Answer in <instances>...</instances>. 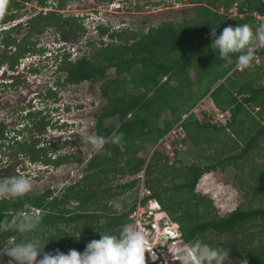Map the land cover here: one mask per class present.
Returning <instances> with one entry per match:
<instances>
[{
    "label": "trees",
    "instance_id": "16d2710c",
    "mask_svg": "<svg viewBox=\"0 0 264 264\" xmlns=\"http://www.w3.org/2000/svg\"><path fill=\"white\" fill-rule=\"evenodd\" d=\"M25 1L33 0H8L4 14L0 15V24L17 18L20 14L18 9ZM34 1L39 6L47 4V0ZM57 1V8H63L66 4V0ZM206 1L207 5L201 7L193 17L163 21L156 26H149L145 32L130 28L109 32L108 27L100 25V36L107 35L116 41L113 45L107 44L92 55H83L74 61H68L64 56L59 64L60 70L66 73L63 85L78 84L84 80L100 83L105 102L96 116L95 134L103 135L111 141L115 135L123 133L124 150L116 144L107 143L102 152L94 153L87 160L84 173L73 183L63 186L58 195L48 187L36 194L27 193L13 200L0 198V220L10 221L23 211L38 208L43 217L34 235L49 239L44 251L59 249L67 253L70 249H76L82 252L92 239H100L101 233L119 234L123 225L131 223L129 214L132 208L117 214L116 209L109 203L118 195L134 188L139 178L117 184L114 182L127 176H135L144 169L143 183L150 192L148 197L160 203L186 243L199 238L211 244L209 233L241 234V237L232 242H219L213 246L228 248L232 261L248 257V264H264V185L249 186L258 198V205L238 206L223 216L217 214L211 198L195 191L204 173L217 170L222 162L228 163L232 160L237 161L236 167L242 165L246 159L250 165L252 160L257 159L255 148H264V125L259 120V117L264 116V84L257 82L262 78L260 71L262 68L264 70V62L260 66L252 67V72H248L251 71L250 67L228 74L237 54H233V63L228 64L230 60L222 59L211 48L213 30L219 35L229 25L249 23L255 27L264 23V0ZM235 1L237 12L241 16L229 17L228 11ZM255 14L263 19L257 18ZM65 22L75 31L83 29L76 21L70 23L68 18L55 11L47 14L40 11L37 17L31 19L30 25L39 33L47 26ZM8 33L7 29L3 31L4 46L10 42L16 43L15 38ZM26 40L16 44L14 51L1 57L0 66L8 61L10 68H14L26 52L38 51L35 43L30 39ZM88 41V45L92 46L94 41ZM256 52L264 57V48ZM225 63L227 66L223 72L215 71L218 65ZM109 67L114 68L115 76L107 75L106 69ZM217 82V86L211 90ZM181 92H186L189 98L192 94L195 95L187 109L170 106L174 104L172 97L175 93ZM52 93L55 94L48 91L49 95ZM207 93L216 107L230 113V121L226 126L200 121L193 112H189ZM165 109H170L172 115L160 126L159 119ZM184 114L188 115L182 119ZM115 116L118 117V125L104 123L105 119ZM45 117L41 115V111H29L26 114L30 123L45 124ZM179 121L187 138H191L192 143L200 147L201 151H206V144L215 137L222 141L220 133L226 128L232 129L229 134L232 144L226 148L222 143L220 149H213V154H204L207 161L203 168L194 162L183 164L181 159L178 160L179 153L176 149L171 157L154 149L146 162L139 155L144 144H156ZM4 129L5 127H0V150L15 148L18 154L24 155L31 162L54 167L68 161H83L74 152L54 155L52 151L59 146L54 143L42 144L40 137L33 133L28 134L23 141L14 140L9 143L5 140ZM242 129H247L243 135L238 132ZM244 136L248 138L244 139ZM238 137L245 146L239 152H228L230 148L239 145ZM260 170L258 174L264 179V169ZM254 175L255 173L252 178H255ZM167 185L173 186L178 193L169 194ZM146 198L140 202L144 203ZM123 206L128 207V204L124 202ZM251 227L259 229L251 231ZM22 238V234L15 231H2L0 247ZM39 258L40 256L37 259ZM9 259L11 258L4 255L0 264H8ZM230 260H226L225 264H232Z\"/></svg>",
    "mask_w": 264,
    "mask_h": 264
},
{
    "label": "rangeland",
    "instance_id": "374dc122",
    "mask_svg": "<svg viewBox=\"0 0 264 264\" xmlns=\"http://www.w3.org/2000/svg\"><path fill=\"white\" fill-rule=\"evenodd\" d=\"M94 1L99 2L100 4L91 5L93 7H89L90 9L87 8L86 10L89 12L90 16H93V18L98 21H107L110 30L109 32L119 31L122 28H130L135 31L143 30L145 32L149 26H156L163 21H179L183 17L191 18L196 14V12L201 10V7L207 5L206 0ZM24 3L25 2H22L23 6L18 9L20 14L17 16V18L21 17L23 22L29 20L27 18L39 9L38 4L34 0L25 4ZM65 6L63 12L71 14V10L74 9L73 0L67 1V6ZM231 8V10L229 9L228 11L229 17L236 16L237 9L234 7ZM219 11H221V9H219ZM86 22L88 21L86 20ZM87 24L89 27H86L85 32L79 36L77 39L78 43L76 44L73 42L74 44H69L66 48L72 50L73 53L77 51L76 54L71 55V60L76 59L78 56H90L101 47H106V45L110 43L113 45L116 42L110 39L107 35H103V37H101L95 22H89ZM53 30L54 28L48 29L47 32L40 35L42 38L45 35L47 36L44 37L43 40L39 41L41 42V45L45 46L51 44L55 33ZM1 34H3L2 30H0V35ZM15 38L19 39L21 36H15ZM35 38H38V35H35L34 33H32L29 37L30 41L35 40ZM89 39L94 41L92 42V46L88 45ZM33 57L34 56H32V58ZM50 59L49 55L44 58H38L37 61L40 63L39 66H41V68L38 69L39 71L28 72L26 68L23 69L22 66H20L18 72H12L14 73L13 75H21L19 79L25 84V86H23L25 90L23 93L18 91L23 98L18 96L14 89H8L2 94L0 93V125L6 127L8 126L6 128L7 133L9 135L13 134V132L17 130L16 126H20L19 124H24L23 122H25L23 110L30 107V105L41 108L39 99L44 96V93L48 88L52 89L55 91V96L53 93L52 95H48L50 101L46 105V111H44V113L47 112L48 114L45 119L47 124H45V126L41 125L38 127L39 131L37 130L38 128L36 123L31 124L28 126L29 133H39L40 142L42 144L56 142L59 145V148L52 151L54 155L74 152L75 154L81 156L83 161L81 163L68 161L62 163L58 167H54L52 165H45L41 162H31L24 155L18 154L15 148L10 147L5 150H0V179L16 175H27L31 178L33 184V188L28 194H36L50 187L54 190V194L58 195L60 194L63 186L73 183L84 173L87 160L94 154L92 146L87 143L86 137L88 135L95 134L96 116L99 114L101 106L105 102V98L101 94L99 82L85 80L78 84L63 85V76H61L57 78V82L53 84L57 74H53V68L48 65L51 61ZM229 63L232 64L233 59H231L228 64ZM226 66V63L220 64L216 67L215 71L223 72V69L226 68ZM4 68H6V65L0 68V81H7L10 79L8 76L1 78V75H3L1 71L4 70ZM235 72L236 71L233 73ZM248 72H252V67L251 71ZM106 73L110 77L115 76V70L113 67L107 68ZM209 74L210 76H213L211 72H209ZM260 74L262 78L257 82L263 85V68L260 71ZM198 92L199 91H194V93ZM188 96L189 95L186 92L175 93L172 97L174 104L170 106L173 108L179 106L182 109H187L188 104L195 95L192 94L190 98ZM210 99L211 98L209 96H206L201 103H196L194 108L189 112H193L200 121H210L215 123L217 126H226L230 121V113L228 111H222V113L221 110L216 109ZM171 112L172 111L170 109H165L161 113L159 119L160 126H163V122L171 117ZM187 115L188 114H184L182 118ZM259 120L264 125V116L259 117ZM104 123H113L118 125L119 120L117 116L109 117L105 119ZM174 126H177V123ZM246 130L247 129H242L238 132L243 135ZM231 132V128H226V130L224 129V131L220 133L222 141H219L218 137L211 139L206 144V151H201L200 147H196L192 143L191 138H187L185 133V137L183 138L184 140L181 141V145H179V142L176 140L171 143H167L166 140L160 142L157 141L156 144L146 142L144 147H142L139 151V155L148 161L154 149L161 150L170 157L172 156L171 153H174V150L176 149L179 153L178 160L181 159L183 164H190L194 162L196 165L203 168L207 161L204 154H213V151L215 150L214 148L220 149V147H222V143H224L226 148L231 146L232 141L229 139V134H231ZM181 133L182 131L178 133V136H180ZM223 133L228 135H224ZM216 135L218 136V133H216ZM22 136H27L25 130L23 131ZM247 138V136H244V139ZM237 139L239 140V145L237 147L230 148L228 152H239L245 146L242 139L239 137ZM263 145L264 140L262 146ZM255 149L259 150L258 152L255 150V157L257 159H255V161L252 160L250 165L248 163V159H246L242 165L237 167L235 166L238 164L237 161L232 160L228 163L222 162L218 165L217 170L204 173L199 179L195 191L198 194L208 196L212 199L216 212L219 216L226 215L238 206L249 207L258 205V198L253 193V188H249V186L251 184L256 187L264 185L263 177L258 174L261 171L260 168L264 169V148ZM249 171H251V173H249ZM253 173H255V178H252ZM135 177L139 178L138 184L134 188L126 191L124 194L118 195L115 200L112 199L109 203L116 209L117 214H121L125 210L129 209V207L132 208L130 213L133 212V210L138 206V202L149 196V192L143 183V171L135 176L124 177L114 182V184L125 182ZM166 188L167 190L170 189L171 192L169 191V194L178 193L174 191L173 186L167 185ZM134 199L136 202L133 205ZM150 201H154V199L147 197L145 202L141 204L143 209L148 210L151 206H154L153 202L150 205ZM124 202L128 204V207L123 206ZM159 214H163V216L166 215L163 211H157L156 215ZM168 220H170L169 223L171 226H174L175 228L177 227L171 219L166 218V221ZM118 228H116L115 231H117ZM258 229L259 227H251L249 230L257 231ZM208 236L209 239H212L211 245H214L219 242L221 244L232 242L236 238L241 237V234L237 235L231 232L222 234L209 233ZM181 241L182 240L177 243V246L183 245ZM10 245L11 243L5 247H0V249L7 248ZM167 245L169 247L168 252H171L170 246L172 243L169 242ZM247 258L246 260L248 264L249 259ZM243 259H245V257L237 258L234 261L230 259L226 260H230L232 264H240Z\"/></svg>",
    "mask_w": 264,
    "mask_h": 264
},
{
    "label": "clouds",
    "instance_id": "9594fccd",
    "mask_svg": "<svg viewBox=\"0 0 264 264\" xmlns=\"http://www.w3.org/2000/svg\"><path fill=\"white\" fill-rule=\"evenodd\" d=\"M67 1L70 0H66V2ZM7 3L8 0H0V15L4 14ZM47 4L56 8L58 1L47 0ZM47 4L45 6H48ZM38 7L40 11L44 10V8H41L43 6L38 5ZM232 7L237 9L236 1L234 2ZM236 14V16H241V14H239L238 12H236ZM255 15L258 18L259 15ZM86 20L88 22H86ZM84 21L86 22V27H89L87 24L89 22H95L97 28L100 25L108 27L107 21H98L89 14L86 15V19H84ZM2 25H6V23L0 24V30L3 31L5 29L1 28ZM212 37L213 39L211 48L215 53L218 52L219 56L222 59L231 60L233 54H237L235 56L236 61L228 74H231L234 71L238 72L243 71L246 68L248 69L250 67L260 66L262 62H264V57H261L260 64H254L250 66L255 58L257 48L259 46H264V23H261L255 27L249 23L237 24L235 26L229 25L224 27L219 35H217L216 31L213 30ZM2 38L3 34L0 35V44L2 43ZM73 54H75V52L73 53L72 50L65 49L62 52L60 51V53L55 56L53 60L50 59L51 61L48 63V65L53 68V74H57V77L54 79L53 84H55L57 82L56 79L61 76H63L64 82L66 73L60 70L59 64L61 60H63L64 56H66L68 61L76 60L78 57L74 60H71V58L69 57ZM32 56L34 57L32 58ZM46 56L47 55L45 53L31 55V59L34 61V63L29 68L39 71L38 69H40L41 66H39L40 63H38L37 60L38 58H44ZM236 64H238L241 69H237ZM4 65L5 64L3 63L0 68ZM17 65L18 67L22 66L23 69L26 68L28 71H30L29 68L23 66V63L20 62V60ZM13 70H16L15 67L13 68ZM163 79H165V77H163ZM219 82L216 83V86ZM213 88L214 86L212 87V89ZM49 90L55 92L54 90L49 88L46 90L44 96L39 99L41 108L30 105V107H27L23 110L25 122H23L24 124H19L20 126H16L17 130L13 132V134L9 135L6 131V128L8 126H3L5 127L4 135L7 142L12 143L14 140L23 141L24 138H27L22 136L24 130L26 135L32 133H29L28 126L33 123H30L26 119V114L29 111H41V115H48L47 112L44 113V111H46V105L50 101L47 95ZM180 121L177 122V124L180 125ZM45 124H47V122ZM174 125L169 130L175 127ZM19 132L22 133L19 134ZM166 133L163 134L158 142L166 140L167 143H171L172 141L176 140L179 142V145H181V141L185 137L184 132V136L181 139L164 138ZM123 135V133H118L111 139V141H109L103 135L92 134L88 135L86 137V140L87 143L92 146V150L94 153L102 152L105 145L109 142L118 145L123 151ZM54 144L59 146L56 142H54ZM171 155L173 156L174 153L172 152ZM142 171L144 173V169ZM32 188V180L27 175H16L3 178L0 179V198H7L9 200L20 198L29 193ZM152 202L157 203L155 212L163 211L160 203L156 199H154V201ZM42 217V212L33 211V209L31 208L30 211L21 212V214L10 221L4 219L0 220V232L15 231L22 234V236L24 237L20 240L14 241L9 247L0 249V260L3 259L4 255H7L11 258L8 260V264H14V262L15 264H146V262L155 264L151 262L145 254L146 251H150L153 248V245L146 237V235L134 223L123 225L121 230L119 231V234L101 233L100 239H92L87 243L85 249L82 252L76 249H70L67 253L62 252L59 249L46 252L44 251V246L49 239H45L39 235H34L42 222ZM164 217V219L161 217L163 219L161 220L162 222L166 218L170 219L168 215H165ZM77 237H79V235ZM173 255L176 257V260L180 262V264H225L226 259H230L228 248L213 246L199 238L188 242L184 247L177 248ZM38 256H40L39 259H37ZM240 264H247V260L245 259L241 261Z\"/></svg>",
    "mask_w": 264,
    "mask_h": 264
},
{
    "label": "flooded vegetation",
    "instance_id": "af4514ba",
    "mask_svg": "<svg viewBox=\"0 0 264 264\" xmlns=\"http://www.w3.org/2000/svg\"><path fill=\"white\" fill-rule=\"evenodd\" d=\"M102 1H108V0H102ZM29 1H25V3H28ZM74 2V9L71 10V14H67V12H63L64 11V7L63 8H54L50 5L48 6H43L41 7L42 9L44 8V10L42 11L43 14H47L49 11H55L57 13H61V15L65 18H68L70 23L74 21L77 22V24H80L83 29H81L80 31H75L73 29H70L69 23L65 22V23H61L59 25H53V26H47L46 29H44L43 32H36V30L34 28H32V26L30 25V21L31 19L37 17V14L40 12V10L38 9L37 12H35L33 15H31L29 18V20L27 21H22L21 17L15 18L14 20L10 21L9 23L7 22L6 25H2L1 28L5 29L7 28V32L9 31L8 34H10L11 37L15 36H21V38H15V42L16 43H12L10 42L9 45L4 46L2 43L0 44V58L3 57L6 53L8 52H12L16 49V44L20 43V42H24L27 41L26 39H29L30 35L32 33H34L35 35H38V38H35V40H31L33 43H35V47L37 48L38 51H28L26 52L22 57L19 58L20 62L23 63V66L29 68L31 67V65L34 63V61L31 59V55L34 54H39V53H45L46 55H49V58H55V56H57L60 51L62 52L63 50H65L68 45L70 44H74V43H78L77 39L79 38V36L85 32L86 29V22L84 21V19H86L87 14H89V12L86 10L87 8L90 9L89 7H93L91 5H96V4H100L99 2H96L94 0H73ZM24 3V4H25ZM67 6V2L65 4ZM65 6V7H66ZM119 7V6H118ZM117 7V9H118ZM104 8V7H102ZM86 12V13H84ZM25 16V15H23ZM85 16V17H84ZM13 27H15V29H12ZM54 28V36H53V40L51 42L50 45H41V42H39L40 40H43L44 37H47L46 35L42 38L40 35L43 34L44 32H47L48 29ZM4 31V30H3ZM39 39V40H38ZM77 41V42H75ZM72 42V43H71ZM74 42V43H73ZM82 47V46H81ZM80 52V51H79ZM77 53V51H75V54ZM29 55V56H27ZM71 58V56H69ZM79 57V56H78ZM6 68H4V70L1 71V73L3 75H1V78H5V77H9V80H3L0 81V93L2 94L3 92H5L6 90H10V89H14L17 93L18 96H21L18 91L20 92H24L25 88L23 86H25V84L19 79V77H21V75H13L14 73L12 72H18V65L15 66L16 70H13V68H10L9 66V62L8 61H4ZM42 64V63H41ZM17 67V68H16ZM30 71H36L33 70L31 68H29ZM24 88V89H23ZM49 95V94H47ZM55 96V94H54ZM53 96V97H54ZM23 98V97H22ZM34 124V123H33ZM37 128L40 127L41 125H44V123H36ZM0 127H3V125H0ZM39 131V128L37 129ZM44 130V128H43ZM38 136L40 137L39 133Z\"/></svg>",
    "mask_w": 264,
    "mask_h": 264
},
{
    "label": "built area",
    "instance_id": "2783aa9c",
    "mask_svg": "<svg viewBox=\"0 0 264 264\" xmlns=\"http://www.w3.org/2000/svg\"><path fill=\"white\" fill-rule=\"evenodd\" d=\"M258 18L263 19V17L260 15ZM261 48H264V46H259L257 50ZM260 63L261 57L256 52L255 58L250 66ZM236 68L241 69L238 64H236ZM180 131H182V133L180 136H178ZM183 136L184 132L182 127L177 124V126L173 127L165 134L164 138L181 139ZM153 203L154 206H151L150 209L146 210L143 209L141 206L142 203L139 201L138 206L133 210V212L130 213L129 218L131 219V222L134 223L146 235L153 245V248L150 251L145 252L146 256L151 262L155 264H180V262L176 260V257L173 255V253L177 248L186 246L187 243L183 241L178 231L170 225L169 220L166 221L165 219L163 222L161 221L165 217L163 214L156 215L155 207L157 206V203ZM151 204L152 201H150V205ZM32 209L36 212L40 211L38 208ZM178 240H182L181 242L183 245L177 246V243L179 242ZM169 242L172 243L170 246L171 252H168L169 247L167 243Z\"/></svg>",
    "mask_w": 264,
    "mask_h": 264
},
{
    "label": "crops",
    "instance_id": "0c3cea01",
    "mask_svg": "<svg viewBox=\"0 0 264 264\" xmlns=\"http://www.w3.org/2000/svg\"><path fill=\"white\" fill-rule=\"evenodd\" d=\"M212 89V88H211ZM206 96H209V93H207L205 96H203L200 100H198L196 103H201L202 101H203V99L206 97ZM210 97V96H209ZM211 98V97H210ZM210 101H211V103L213 104V106L216 108V109H219L218 107H216L215 106V104H214V102L212 101V99H210ZM196 103H195V105H196ZM194 105V106H195ZM194 106L191 108V109H193L194 108ZM190 109V110H191ZM220 110V109H219ZM222 112V111H221ZM223 113V112H222ZM186 115V114H185ZM195 115V114H194ZM208 116H210V115H208ZM197 118V117H196ZM199 120V119H198Z\"/></svg>",
    "mask_w": 264,
    "mask_h": 264
},
{
    "label": "water",
    "instance_id": "95a60500",
    "mask_svg": "<svg viewBox=\"0 0 264 264\" xmlns=\"http://www.w3.org/2000/svg\"><path fill=\"white\" fill-rule=\"evenodd\" d=\"M216 86V84L214 85V87Z\"/></svg>",
    "mask_w": 264,
    "mask_h": 264
}]
</instances>
